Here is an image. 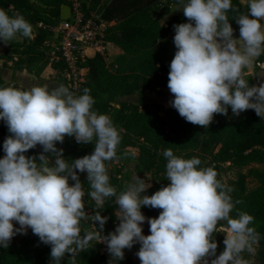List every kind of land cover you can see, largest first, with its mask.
<instances>
[{
	"label": "clouds",
	"instance_id": "obj_1",
	"mask_svg": "<svg viewBox=\"0 0 264 264\" xmlns=\"http://www.w3.org/2000/svg\"><path fill=\"white\" fill-rule=\"evenodd\" d=\"M229 11L235 13L239 39L234 38ZM182 12L189 22L173 25L177 51L168 74L171 107L186 122L205 128L215 114L227 116L229 108L236 117L251 109L264 119V83L250 86L245 78V69L264 53V0H247L246 12L232 0H187ZM17 35L33 39L32 25L20 13L10 16L0 8V41L8 45ZM94 104L89 88L76 95L65 85L0 87V121L10 133L0 159V248L7 249L14 236L26 235L30 228L41 243L51 246L53 264H61L66 254L75 264L94 240L107 246L109 264H118L124 250L137 243L141 264H248L243 253H252L260 239L250 227L254 217L239 210L231 215L233 189L217 179L213 167H200L199 158L184 159L165 149L167 186L142 195L151 185L136 176L117 193L106 162L118 159L121 136L108 115L93 110ZM66 136L82 144L95 141L94 151L65 159L56 144ZM37 145L43 149L38 157H27ZM77 170L87 173V195L96 205L114 198L119 221L114 232L103 234L108 217L86 212ZM143 207L162 211L148 219ZM86 218L95 231L82 234ZM146 219L147 236L141 227ZM221 222L225 247L217 256L214 234Z\"/></svg>",
	"mask_w": 264,
	"mask_h": 264
},
{
	"label": "trees",
	"instance_id": "obj_2",
	"mask_svg": "<svg viewBox=\"0 0 264 264\" xmlns=\"http://www.w3.org/2000/svg\"><path fill=\"white\" fill-rule=\"evenodd\" d=\"M186 2L187 0L86 2L91 9L98 10L105 21L114 23L107 30L106 39L117 45L122 54L110 63L101 54L88 57L82 63L88 73L79 85L78 95L83 94L84 88H89L90 95L95 100L93 110L98 114L108 115L121 136L117 147L118 159L106 162L110 184L117 189V193L125 189L133 171L138 174L149 171L156 178L151 188L142 195L151 196L161 187L167 186L170 183L166 180L167 160L162 153L169 148L181 158H199L202 162L200 167H213L218 173L217 179L229 187L223 176L226 169L235 170L238 180L236 188L230 193L235 204L231 215L235 217L236 210L252 215L254 223L250 227H255L260 237L253 245L255 253L246 251L243 256L248 264H264V170L252 167L254 164L264 165V119L251 109L236 117L229 108L227 116L215 114L213 122L205 128L186 122L173 107L165 108L156 102L148 103L143 97L145 91L161 95L168 85L170 63L177 51L173 43V25L189 22L182 12L183 3ZM66 3V0H0V8L10 16L20 13L33 29L37 26L33 41L30 39L29 43L18 46L21 50L16 65L32 63V52L38 54L43 48L44 41L50 35L48 25L60 20L62 7ZM232 3L240 11H247L246 2L232 0ZM234 15L235 13L228 12L234 38L239 39V25L232 19ZM38 23H42V26L38 27ZM255 69H264V53L255 59ZM245 72V78L252 86V76L247 74L248 69ZM8 86L21 88L17 84L6 82L0 75V87ZM135 95H139L137 101L129 99ZM94 143L95 141L78 147L74 137L66 136L62 144L57 142L56 147L63 149L65 159L75 160L92 154ZM42 151V146L37 145L25 155L38 157ZM3 154V143H0V157ZM114 161H117V167L113 168L111 164ZM132 161H136L135 168L125 171ZM245 169L247 171L243 173ZM77 174L82 177L81 183L86 193V212L89 215L101 212L102 216L108 217L103 234L114 232L118 226L115 215L118 205L114 204V198H109L104 206L96 205L87 195L90 191L87 176L78 170ZM248 178L256 181L257 187L249 189ZM236 201L240 203L237 204ZM141 211L145 217L158 218L162 210L143 207ZM222 225L223 222L214 234L218 244L217 256L225 247ZM95 226L99 229L98 223ZM81 229L82 234L95 231L87 218L81 222ZM142 229L143 235H150V226ZM50 253L51 246L41 243L29 228L26 235L11 241L7 249L0 248V264H53ZM70 259V254H66L61 264H71ZM110 259L107 246L94 240L87 250L79 253L75 264H109ZM113 264L117 262L113 261ZM118 264H135L128 249L124 250V259Z\"/></svg>",
	"mask_w": 264,
	"mask_h": 264
},
{
	"label": "built area",
	"instance_id": "obj_3",
	"mask_svg": "<svg viewBox=\"0 0 264 264\" xmlns=\"http://www.w3.org/2000/svg\"><path fill=\"white\" fill-rule=\"evenodd\" d=\"M71 7L68 19L48 25L49 37L43 43L52 61H61L69 78V89L76 95L85 80L82 63L90 56L89 51L108 56L107 30L114 25L102 18L101 13L86 5L85 0H66ZM42 26V23L40 24Z\"/></svg>",
	"mask_w": 264,
	"mask_h": 264
},
{
	"label": "crops",
	"instance_id": "obj_4",
	"mask_svg": "<svg viewBox=\"0 0 264 264\" xmlns=\"http://www.w3.org/2000/svg\"><path fill=\"white\" fill-rule=\"evenodd\" d=\"M87 3H89V0H85ZM247 3V0H242ZM89 6V4H87ZM64 6V5H63ZM264 23V22H262ZM41 24V23H40ZM40 24L38 23V27H40ZM37 26L33 29V37L36 35ZM21 38L19 35H17L16 38H14L12 41L9 42L8 45H5L2 41H0V75L6 82L17 84L23 89H29L33 86H47L49 89L56 88L60 85H65L69 87V78L68 74L65 70V67L62 63L58 61H52L49 54L44 51L43 48L40 49V52L38 54H35L32 52V63L31 64H24L22 66L16 65V61L19 57V45H24L25 43H29L30 39L27 40V42H21ZM34 39V38H33ZM32 39V41H33ZM114 48L116 51V54L114 56H111L110 49ZM9 50H14V53L16 56H14V62L10 61L7 62L5 60V52ZM108 50V56H106L107 61H114L119 55L122 54L121 49L115 45L114 43L109 42L107 46ZM10 52H7V54ZM89 57L95 56L94 52L89 51ZM248 73L252 76L253 84L258 86L261 83H264V69H261L259 71H256L255 69V60L253 61V64L247 68ZM88 70H84L85 76L87 75ZM258 82V83H257ZM149 91H145V101L148 103L156 102L161 104L163 107L168 108L170 107V101L174 99L173 94H171L168 87L164 89V92L161 95H158L154 92L155 99L152 100V97ZM138 96V95H137ZM10 135L8 128L4 121H0V143H4L5 139ZM5 154H3L0 159L4 157ZM229 165V163L226 165V167ZM261 165L254 164L252 167L260 168ZM234 171L233 169H226V173H230ZM247 169L243 171V173H246ZM224 180L225 177L223 176ZM238 178L234 179V182L232 183V189L236 188V182ZM253 181L252 178H248V184H252L253 188L257 187V182ZM226 182V180H225ZM227 183V182H226ZM247 184V186H248Z\"/></svg>",
	"mask_w": 264,
	"mask_h": 264
},
{
	"label": "rangeland",
	"instance_id": "obj_5",
	"mask_svg": "<svg viewBox=\"0 0 264 264\" xmlns=\"http://www.w3.org/2000/svg\"><path fill=\"white\" fill-rule=\"evenodd\" d=\"M20 37H21V38H19V39H20L21 42H27L28 38H24V37H22V36H20ZM7 52H10V53L7 54ZM110 52H111V56H114V55L116 54V51H115V49H114L113 47L110 49ZM14 56H16L15 53H14V50H9V51H6V52H5V60H6L7 62H10V61H13V62H14ZM110 62H111V61H108V63H110ZM257 83H258V82H257ZM254 86H256V85L254 84ZM150 93H151V94H149V95H151L152 100L155 99V97H154V92H150ZM143 97H144V99H145V96H143ZM138 98H139V95H138V96L135 95V96L129 97V99H131V100H135V101H137ZM75 144H77L78 147H80V145H82V143H77L76 140H75ZM128 150H129V151H133V152L136 151L135 149H134V150H133V149H132V150H131V149H128ZM135 165H136V161H132L131 165H130L128 168L126 167L124 170H125V171H128L129 169H134V168H135ZM111 167H113V168H114V167H117V161H114V162L111 164ZM113 168H112V169H113ZM259 169L264 170V165H261ZM112 171H113V173H115L114 170H112ZM83 174H84V176H87V173H86V172H84ZM136 176H139L140 179H144V180H145L147 183H149L151 186L153 185V183H154V181H155V179H156V178L152 175V173L149 172V171L146 172V173H143V174H138L136 171H133V172L131 173V179H130L129 183L132 182ZM224 177H225L226 182L230 185V187H232V185H233L232 183L234 182V179L237 178V172L234 170V171H232V172H230V173H226V174H224ZM119 178H120V176H119ZM80 181L82 182V177H80ZM253 182H254V180L251 181V183H253ZM69 183H70V186H71L72 184H74V182L71 181V180L69 181ZM252 187H253L252 184H248V188H249V189H251ZM150 188H151V187H150ZM146 218L150 219L149 217H146ZM152 218H153V217H152ZM118 224H119V221H118ZM148 226H150V225L148 224L147 219H146V221L141 225V227H142V228H147ZM14 227L18 228V227H19V224L14 222ZM27 232H28V229H27ZM22 236H23V235L18 234V235H16V236H14V237L12 238L11 241H13V240H18V239H20ZM140 247H141V245H140L139 243H137V244H134V246H133L131 249H128V253H129V254L132 256V258L134 259V263H135V264H141V261L139 260L138 256L136 255V253L139 251ZM253 248H254L253 253H255L256 248H255V247H253Z\"/></svg>",
	"mask_w": 264,
	"mask_h": 264
},
{
	"label": "water",
	"instance_id": "obj_6",
	"mask_svg": "<svg viewBox=\"0 0 264 264\" xmlns=\"http://www.w3.org/2000/svg\"><path fill=\"white\" fill-rule=\"evenodd\" d=\"M70 13H71V7L69 5H64L61 11L62 19L64 20L68 19L70 16Z\"/></svg>",
	"mask_w": 264,
	"mask_h": 264
}]
</instances>
